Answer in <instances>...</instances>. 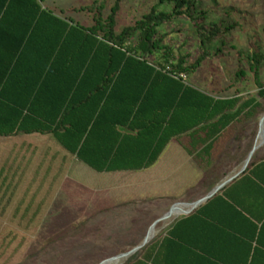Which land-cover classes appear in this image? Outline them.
Segmentation results:
<instances>
[{"label":"trees","instance_id":"16d2710c","mask_svg":"<svg viewBox=\"0 0 264 264\" xmlns=\"http://www.w3.org/2000/svg\"><path fill=\"white\" fill-rule=\"evenodd\" d=\"M120 1L114 0L106 16V0L74 8L92 15L93 24L82 26L55 15L40 0H0V35H13L4 29L6 20L14 15L22 21L24 14L29 27L24 51L29 49L36 61L22 64V42L0 66V136L50 134L97 172L139 170L153 165L175 136L187 134L193 149L204 145L208 152L232 121L264 114V53L247 56L256 95L216 97L186 81L204 54L186 63L184 56L174 59L162 43L158 27L182 15L196 26L202 47L213 40L220 28L206 22L197 0H158L117 33ZM165 3L172 5L171 11H158ZM159 50H165L163 62L152 61ZM20 76L26 96L19 100L6 88ZM235 76L240 79L246 72L239 69ZM255 121L258 127L259 118ZM151 245L139 250V264L153 261L144 253ZM136 255L129 264H136Z\"/></svg>","mask_w":264,"mask_h":264},{"label":"rangeland","instance_id":"374dc122","mask_svg":"<svg viewBox=\"0 0 264 264\" xmlns=\"http://www.w3.org/2000/svg\"><path fill=\"white\" fill-rule=\"evenodd\" d=\"M91 1L40 0L59 17L82 26L93 24L92 15L74 8ZM106 1L104 16L114 3ZM157 2L121 0L115 31L133 24ZM197 5L198 11H205L206 22L220 28L204 47L186 15L158 27V36L174 59L184 56L186 63H192L204 54L186 81L216 97L256 95L247 56L264 53V0H197ZM171 9L167 3L158 6V11ZM164 51L150 59L163 62ZM239 69L246 76L237 79ZM260 78L264 83V59ZM31 142V149L38 147L40 154L28 151ZM48 148L66 152L52 135L0 137V264H103L137 245L159 216L158 206L195 189L202 177L197 166L181 159L179 153L184 150L177 142L170 144L155 166L160 174L153 183L148 179L151 175L139 171L97 172L74 157L49 159L54 154L47 153ZM171 219L159 222L157 231ZM131 257L122 264H129Z\"/></svg>","mask_w":264,"mask_h":264},{"label":"crops","instance_id":"0c3cea01","mask_svg":"<svg viewBox=\"0 0 264 264\" xmlns=\"http://www.w3.org/2000/svg\"><path fill=\"white\" fill-rule=\"evenodd\" d=\"M54 14L57 15V13ZM26 21L24 14L22 21L14 15L6 20L4 29L12 31L13 35H0V66H4L9 61V56L16 48L19 50L22 42L25 53L24 33L29 28ZM29 53L28 49L20 60L23 65L35 61ZM13 80V83L6 88L8 94L19 100L25 98L24 77L20 76ZM258 130L259 123L256 127L254 118L246 120L238 118L217 136L208 152L203 150L204 145L193 149L192 139L187 134L175 136L150 167L122 170L143 172L151 175L148 179L152 183L155 182V175L160 174L157 173L158 169L154 170L155 166L161 161L170 144L177 142L184 150L179 153L181 159L188 161L189 165L193 163L202 172V177L197 181L196 187L194 186L195 189L188 190V193L183 191L175 200L164 201L158 206L157 218L178 203L177 211L173 212L172 219L160 232H154L155 237L144 246L152 244L144 250V253L150 254L153 259L148 264H264V140L253 152L248 165L241 171L248 153L258 140ZM21 135L50 134L33 132L0 137ZM32 144V142L29 144L28 151L40 154L42 150L40 151L38 147L31 149ZM46 151L50 154L53 148L51 150L48 148ZM53 154L47 157L61 161L70 157L76 158L67 150L62 153L53 152ZM192 170L195 173L194 167ZM234 175H236L234 178L197 207L187 213L179 214L189 208V203L203 198L223 180ZM130 203L134 201L125 205ZM136 264H139V250L136 255Z\"/></svg>","mask_w":264,"mask_h":264},{"label":"water","instance_id":"95a60500","mask_svg":"<svg viewBox=\"0 0 264 264\" xmlns=\"http://www.w3.org/2000/svg\"><path fill=\"white\" fill-rule=\"evenodd\" d=\"M261 137L262 138V141L260 144L257 143V140H256V143L254 144V146L252 147V149L250 150V152L248 153V156L246 157L245 161H244V164H243V167L241 169L244 170L245 167L248 165L251 157H252V154L253 152L258 148L259 145L262 144L263 140H264V114L261 116L260 120H259V130H258V134H257V139ZM240 171V172H241ZM237 175V174H236ZM236 175L232 176V177H229L225 180H223L219 185H217L216 187H214V189L209 192L206 196H204L203 198L195 201V202H192V203H189L188 205L191 206V208L187 211H191L192 209H194L195 207H197L199 204H201L202 202H204L206 199H208L209 197H211L218 189H220L224 184H226L228 181H230L232 178H234ZM178 204V203H176ZM176 204L173 205L165 214H163L162 216L158 217L157 219H155L152 224L150 225L149 230L151 229H154L155 226L161 222V221H164L165 219H168L173 215V211L174 209L176 208ZM185 212V213H187ZM153 239V236H149V233L147 232L146 235L144 236V238L142 239V241L133 246L131 249H129L128 251H125V252H122V253H119L117 255H114L112 256L110 259H115V258H130L131 256H133L138 250L142 249L145 245H147L151 240ZM106 259H104L103 261L101 262H104Z\"/></svg>","mask_w":264,"mask_h":264},{"label":"bare ground","instance_id":"6f19581e","mask_svg":"<svg viewBox=\"0 0 264 264\" xmlns=\"http://www.w3.org/2000/svg\"><path fill=\"white\" fill-rule=\"evenodd\" d=\"M261 141H262V138L259 137L258 140H257V143L260 144ZM177 208H178V206L174 209L173 212L177 211ZM190 208H191V206L189 205V208H188L187 210L181 211V212H179V214H182V213L187 212ZM179 214H178V215H179ZM162 228H163V227H162ZM156 231H157V229H156V226H155L154 229H151V230L148 231L149 236H153V238H154V237H155L154 232H156ZM139 243H140V242H139ZM127 259H128V258H125V257H124V258L119 257V258H115V259H112V260H111V259H108L106 262H108V261L110 260L108 264H122V263H124ZM106 262H105V263H106ZM105 263H103V264H105Z\"/></svg>","mask_w":264,"mask_h":264}]
</instances>
